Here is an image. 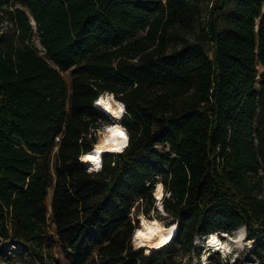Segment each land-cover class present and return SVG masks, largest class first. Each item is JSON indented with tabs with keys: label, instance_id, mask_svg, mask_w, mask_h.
<instances>
[{
	"label": "trees",
	"instance_id": "obj_1",
	"mask_svg": "<svg viewBox=\"0 0 264 264\" xmlns=\"http://www.w3.org/2000/svg\"><path fill=\"white\" fill-rule=\"evenodd\" d=\"M204 2L0 0V264H193L194 237L241 224L264 264V0ZM104 90L130 145L90 176ZM157 177L177 237L145 256L131 214Z\"/></svg>",
	"mask_w": 264,
	"mask_h": 264
},
{
	"label": "clouds",
	"instance_id": "obj_2",
	"mask_svg": "<svg viewBox=\"0 0 264 264\" xmlns=\"http://www.w3.org/2000/svg\"><path fill=\"white\" fill-rule=\"evenodd\" d=\"M117 94L108 90L99 93L97 98L92 101L93 107H97L108 114L113 123H102L101 127L89 129L88 139L91 140L92 135L96 136V141L92 144L91 150L84 152L78 156V161L88 165L86 171L88 175H99L104 169V154L120 155L129 148L130 135L128 129L120 123L127 112V105L122 99H117ZM83 143V140L80 141ZM114 166V165H113ZM157 182L152 191L153 206L149 215L152 219H148L143 210L135 217L139 220V227H134L130 243L133 250L145 249L144 255H150V250H159L167 245L172 239L178 225L172 223L169 226L166 219H157V212L160 217H168L165 211V200L172 199L173 193L166 189L165 184L157 177ZM171 180V177H169ZM150 183V182H146ZM135 211V209H133ZM135 219L133 224H135ZM248 235L247 226L241 224L235 229L231 235L228 232L216 231L209 233L206 239L194 237L193 245H202L204 252L199 257V264H210L208 257L214 252L220 253V260L223 264L231 258L230 264H235L240 253L246 248H251L253 240H246ZM220 237H224L222 240ZM211 249V251H208ZM193 264H196L195 258Z\"/></svg>",
	"mask_w": 264,
	"mask_h": 264
},
{
	"label": "rangeland",
	"instance_id": "obj_3",
	"mask_svg": "<svg viewBox=\"0 0 264 264\" xmlns=\"http://www.w3.org/2000/svg\"><path fill=\"white\" fill-rule=\"evenodd\" d=\"M213 0H205L204 2V5L205 6H208L210 7L211 6V2ZM210 4V5H209ZM5 24V23H4ZM2 25V24H0ZM32 25L34 27V36L32 37V42L38 46V47H41L40 43H39V40H38V37H37V32H36V26H35V23L34 21H32ZM64 79L66 80V82L69 84L70 83V72H66V73H63L62 74ZM123 121L124 120H121L120 123L123 125ZM110 123H112V121L110 120ZM50 197H51V191H49V194H48V199H47V202L50 201ZM135 211H133L132 209V214H131V218L134 220L136 216H138L141 212V208L139 210V208H134ZM145 215V214H144ZM148 219H151L152 217L147 214L145 215ZM157 217L158 218H161V219H166L167 220V224L166 225H170L172 224L171 223V219L168 217H160L159 216V213L157 212ZM135 224L137 225V227L139 226V220L138 219H135ZM54 232V229H53V225L52 223L50 222V233H53ZM232 234V233H231ZM229 234V235H231ZM201 238L202 240V243H203V240L206 239V237H199ZM222 240L224 239V237H220ZM246 240H250L248 237H246ZM258 242H256L255 240H253V245L251 248H248L246 247L241 253H240V256L238 258H240L242 260V262H244V264H261V260L256 257L255 255H253V252L255 251V248H256V244ZM260 243V242H259ZM195 249H193L190 253H188L185 257H184V261L188 260L189 258L192 260V263H193V259L195 258L196 260V264H199V257L201 256V254L204 252V248L202 245H195ZM143 250V252H145V249L144 248H141ZM14 250L13 247H11V252ZM154 250L156 249H153L152 251L150 250V253L153 252ZM9 253L11 256L12 253ZM53 252L56 254V257L61 259V257L59 256V244H56L55 247H54V250ZM261 256L263 257L264 259V250L261 251ZM219 257H220V254H219ZM218 257L216 255H210L208 257V260L210 262V264H214L215 260L217 259ZM230 258V257H229ZM231 259V258H230ZM15 264H20L19 261H16Z\"/></svg>",
	"mask_w": 264,
	"mask_h": 264
},
{
	"label": "bare ground",
	"instance_id": "obj_4",
	"mask_svg": "<svg viewBox=\"0 0 264 264\" xmlns=\"http://www.w3.org/2000/svg\"><path fill=\"white\" fill-rule=\"evenodd\" d=\"M102 111V110H101ZM106 114V113H105ZM107 116H108V118L109 119H112L108 114H106ZM123 120V119H122ZM114 121L112 120V123H113ZM86 165V164H85ZM86 166H88V165H86ZM152 219V218H151ZM157 219H161V218H158L157 217ZM178 225V224H177ZM165 226H168V225H165ZM139 227V226H138ZM177 229H178V227H177ZM177 237V230L175 231V233H174V235H173V239L168 243V244H170L175 238ZM166 246V245H165ZM164 247V246H163ZM161 249V248H160ZM153 250V249H152Z\"/></svg>",
	"mask_w": 264,
	"mask_h": 264
}]
</instances>
